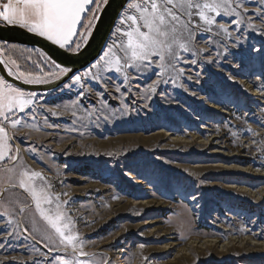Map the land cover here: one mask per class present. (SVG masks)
<instances>
[{
	"label": "rangeland",
	"instance_id": "374dc122",
	"mask_svg": "<svg viewBox=\"0 0 264 264\" xmlns=\"http://www.w3.org/2000/svg\"><path fill=\"white\" fill-rule=\"evenodd\" d=\"M241 40L238 48L225 54L227 60L217 57L218 66L203 61L181 65L193 77L183 79L188 92L171 83L161 84L151 100H144L140 98L143 88L155 76L148 73L134 80L132 92L123 98L130 109L126 115H120V97L113 92L100 98L107 110H101L95 96L85 98L82 106L97 111L76 124L69 116L56 118L44 112L49 123L59 126L50 129L43 126V116L38 120L22 116L40 130L24 128L13 143L25 150L37 149L21 155L28 166L43 171L61 201H69L63 207L85 241V251L95 253L97 260L110 264H264V180L236 171L264 173V156L257 146L264 138V98L253 97L247 89H258L264 97L260 87L264 85V52L254 51L264 48V36L249 31ZM0 46L6 52L15 48L14 58L37 55ZM215 52L213 48V56ZM42 65L53 70L45 62ZM229 75L235 79L229 80ZM118 83L126 92L122 81ZM67 85L37 94V99L48 105L69 102L79 89L72 80ZM89 86L103 91L90 81ZM109 112L115 115L106 121ZM235 185L263 192L262 196L253 201ZM146 187H150L147 192ZM141 202L161 203L164 209H146ZM33 212L24 214L29 231ZM36 219L43 228V222ZM146 219L156 222L151 227L166 231L165 240L140 237L147 231L141 227ZM24 235L0 241L6 244L0 248V257H28L33 247L47 252L43 242L26 240ZM232 240L245 242L218 247ZM192 241L197 245L175 257L176 249ZM167 243L174 246L168 253L143 252Z\"/></svg>",
	"mask_w": 264,
	"mask_h": 264
},
{
	"label": "snow or ice",
	"instance_id": "6c2138e0",
	"mask_svg": "<svg viewBox=\"0 0 264 264\" xmlns=\"http://www.w3.org/2000/svg\"><path fill=\"white\" fill-rule=\"evenodd\" d=\"M108 4L109 0H0V25L26 30L78 56ZM249 31L264 36V0H123L103 54L86 71L71 77L72 85L79 89L75 99L48 105L37 99L36 92L25 91L0 77V241L19 240L26 234V240L30 237L36 243L43 242L47 249L42 252L33 247V255L28 257L3 256L0 264H110L107 260H97L95 253L85 251V241L74 230L73 219L63 207L69 201H61V194L51 191V181L43 171L26 164L22 151L35 153L37 149L25 150L13 143L24 128L40 130L22 116H30L32 120L43 116V126L50 129L59 126L49 123L44 112L56 118L69 116L76 124L97 111L95 107L89 110L82 106L85 98L95 96L101 110H107L108 105L100 98L105 94L112 96L113 92L120 97L123 109L120 115H126L130 109L123 98L132 92V82L148 73L155 78L144 86L141 99L151 100L161 84L171 83L188 92L183 79L193 77L181 65H197L203 61L218 66L217 57L227 60L225 54L230 48H238L243 43L241 36ZM15 51L13 48L6 52L0 46V64L23 84L55 85L72 72L70 67L62 66L44 53L40 57L51 71L31 55L14 58ZM254 51L264 52V48ZM228 79L235 78L229 75ZM89 81L103 91L97 92L89 86ZM118 81H122L126 92ZM261 112L264 114V109ZM114 115L115 112H109L104 120ZM248 131L257 135L251 128ZM257 146L264 156V138ZM33 209L29 231L24 214ZM4 247L6 244L0 242V248Z\"/></svg>",
	"mask_w": 264,
	"mask_h": 264
},
{
	"label": "water",
	"instance_id": "95a60500",
	"mask_svg": "<svg viewBox=\"0 0 264 264\" xmlns=\"http://www.w3.org/2000/svg\"><path fill=\"white\" fill-rule=\"evenodd\" d=\"M122 3L123 0H109V4L100 13V19L96 22V27L88 43L84 45L81 54L78 56L66 53L64 50L59 49L58 46L52 45L50 41L36 36L33 33H28L26 30L19 29L18 27L0 25V44L16 45L38 50L51 60H55L62 66L72 69V72L60 81H57L55 85L23 84L21 81L16 80L14 76H10L7 68L3 64H0V77L4 78L13 86L20 87L25 91L36 92L37 94L50 93L63 87L71 81L72 76L88 69L103 54L105 43L114 26L117 11Z\"/></svg>",
	"mask_w": 264,
	"mask_h": 264
},
{
	"label": "bare ground",
	"instance_id": "6f19581e",
	"mask_svg": "<svg viewBox=\"0 0 264 264\" xmlns=\"http://www.w3.org/2000/svg\"><path fill=\"white\" fill-rule=\"evenodd\" d=\"M241 83L244 84V87H246V88L248 87L246 81H242ZM247 89L249 90L250 93L253 94V97L261 98V100L264 98L263 97V94H262V91H260L258 89H250V87L247 88ZM260 104H262V103H260ZM213 108L215 109L214 106H213ZM226 158L227 159H230V158H233V157H226ZM236 171L243 172V173H247L251 177L256 178L259 181L264 180V178H263L264 177V173H262L259 170L242 169L241 168V169H238ZM236 188H238V190L240 192L246 194L249 198H252L253 201L260 199V197L262 196V193H263V192H258V193L256 192L255 193V192H253L248 187H239V186H236ZM149 189H150V187H146L144 191L147 192ZM139 204L142 207L146 208V209H152V208H154L155 210L156 209L157 210L158 209H164V206L161 203L160 204H152V203H149V202H141ZM155 223L156 222H154V221H152L150 219H146L145 222L142 224L141 227L147 229V231L144 232L143 234H141V236H140L143 240H153V241H156L157 239L165 240L164 238H166L165 236H167L168 234H166V231L164 232V231H161V230H158L156 228L151 227ZM234 242L235 243H238L239 245H242V244H244L245 240H240V241L232 240L230 242L227 241L223 245L219 244L218 247L220 249H224V248L228 247L229 245H232V243H234ZM209 243L212 244L214 242H209ZM195 245H197V242L192 241V242H189L185 248H178V249H176L175 250V257L179 258L183 253H186L190 248H192ZM173 248H174V246L171 243H169V244L167 243V244H161L160 246L155 247V248H153V247H146V248H144L143 252H144V254H147V253H149V254H159V253L160 254H163L165 252L166 253L170 252ZM166 264H172V263L169 262V263H166Z\"/></svg>",
	"mask_w": 264,
	"mask_h": 264
},
{
	"label": "trees",
	"instance_id": "16d2710c",
	"mask_svg": "<svg viewBox=\"0 0 264 264\" xmlns=\"http://www.w3.org/2000/svg\"><path fill=\"white\" fill-rule=\"evenodd\" d=\"M0 45H4V46H9V47H17V48H21V49H30V48H25V47H20V46H16V45H5V44H0ZM33 51L32 52H34V53H37V55L36 56H32V58L33 59H39V60H41V63L43 64L44 62L46 63V64H48L46 61H44L43 59H41V57H40V51H37V50H35V49H32Z\"/></svg>",
	"mask_w": 264,
	"mask_h": 264
}]
</instances>
